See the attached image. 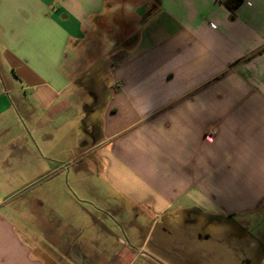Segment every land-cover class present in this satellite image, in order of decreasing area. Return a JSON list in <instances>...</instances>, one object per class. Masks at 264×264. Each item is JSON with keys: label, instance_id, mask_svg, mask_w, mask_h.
Wrapping results in <instances>:
<instances>
[{"label": "crops", "instance_id": "obj_1", "mask_svg": "<svg viewBox=\"0 0 264 264\" xmlns=\"http://www.w3.org/2000/svg\"><path fill=\"white\" fill-rule=\"evenodd\" d=\"M227 1L0 0V264H264V0Z\"/></svg>", "mask_w": 264, "mask_h": 264}, {"label": "rangeland", "instance_id": "obj_2", "mask_svg": "<svg viewBox=\"0 0 264 264\" xmlns=\"http://www.w3.org/2000/svg\"><path fill=\"white\" fill-rule=\"evenodd\" d=\"M104 81L102 80H98V82L96 81V79L94 78H83L80 80V83L83 84L84 86V93H82L81 95V102L82 103H88L85 104V110L87 112L86 114V123L89 125L88 128L93 129L94 131V138H98L99 136V124H100V114H101V110L103 107V103L105 101L106 95L103 93L104 92ZM101 166V164L99 165V167ZM98 182H103L105 183V181L98 175H90V174H86V175H82L81 179L79 181H81L80 183H82V185H87L90 182H94L96 181ZM72 186L69 187L68 189L70 190L71 194L73 197L76 196V194H78V190L75 187V177L74 174H72L71 179H70ZM10 190V189H9ZM12 192V191H9ZM10 194V193H9ZM29 196V191H20L18 193H16L14 196H12L11 198H9L6 201V205L9 208H13L14 210H16V212L22 215H24L27 219L29 224L32 222V208L30 204H27L28 201V197ZM114 220V219H113ZM209 226V227H208ZM223 224L222 222L218 224L214 223H210V222H202L201 223V228H202V233L203 232H207L208 229L216 232L219 231L220 229H222ZM253 230V229H252ZM252 255V259H253V264H263V256H260L258 254H256L255 252Z\"/></svg>", "mask_w": 264, "mask_h": 264}, {"label": "trees", "instance_id": "obj_3", "mask_svg": "<svg viewBox=\"0 0 264 264\" xmlns=\"http://www.w3.org/2000/svg\"><path fill=\"white\" fill-rule=\"evenodd\" d=\"M241 1H243V0H228L226 2V5L231 11H234L237 8V6L240 4Z\"/></svg>", "mask_w": 264, "mask_h": 264}]
</instances>
